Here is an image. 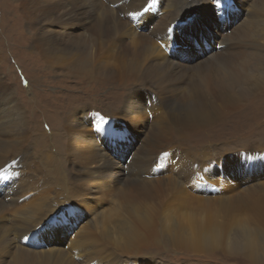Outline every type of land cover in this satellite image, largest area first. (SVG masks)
Masks as SVG:
<instances>
[{
    "label": "bare ground",
    "instance_id": "1",
    "mask_svg": "<svg viewBox=\"0 0 264 264\" xmlns=\"http://www.w3.org/2000/svg\"><path fill=\"white\" fill-rule=\"evenodd\" d=\"M15 2L21 21L32 33V48L49 69L69 72L67 78H94L103 86H128L131 91L118 116L115 112L110 118L103 117L89 104L63 114L65 134L60 143L69 167L65 169L57 151L53 163L35 153L29 111L0 67V193H15L9 201L0 196V239L10 235L0 248V264H169L158 262L155 256L146 257L158 241L147 212L134 221L127 211L121 212V203L109 212L98 205L119 176L128 183L133 174H144L143 167L149 170L141 158L129 165L128 142L134 147L144 140L140 148L145 146L146 152L156 154L146 158L158 161L167 147L162 142L174 130L201 129L260 96L264 91V0ZM220 8L222 15L216 11ZM83 18L86 24L81 26ZM227 36L240 38L238 50V42H228ZM127 38L130 40L124 44ZM178 38L186 42L191 60L183 58ZM219 42L220 47L227 42L226 52H216ZM172 52L178 54L177 60L169 55ZM3 57L0 52V63ZM194 59L200 60L191 62ZM180 107L164 122L161 109ZM148 120L151 124L146 128ZM121 124L118 137L107 135L108 129H118ZM103 130L108 139L101 137ZM127 165L136 170L127 171ZM241 175L243 172L228 178L229 185ZM131 180L128 191L139 183L137 178ZM59 192L64 194L60 201L50 199ZM239 196L236 203L245 210L244 219L188 218V223L174 226L173 246L204 255L220 250L229 257L242 254L254 264L260 259L264 262V184L244 187ZM8 205L13 206L12 212L21 205L29 210L23 218L14 212L18 223L11 218L12 224L7 226ZM110 212L118 216L112 226ZM88 218L93 220L86 224L87 230L82 226L79 230V251L69 256L62 253L61 245L69 234L67 221L73 229ZM26 219L34 220L30 228L23 227ZM22 239L35 240L42 249L25 246Z\"/></svg>",
    "mask_w": 264,
    "mask_h": 264
},
{
    "label": "rangeland",
    "instance_id": "2",
    "mask_svg": "<svg viewBox=\"0 0 264 264\" xmlns=\"http://www.w3.org/2000/svg\"><path fill=\"white\" fill-rule=\"evenodd\" d=\"M15 1L0 0V52L2 57L5 56L2 58L0 67L6 73L8 83L10 86L12 85L11 87L29 111L31 143L35 153L39 157L42 156L45 161L53 163L57 158V155H54L57 151L62 156V165L68 169L69 167H66L64 163L67 161V158L63 156L64 145L60 143L65 134L62 126L63 114L84 104H89V107H93L94 111L101 113L103 117L110 118V114L115 112L114 116H118L131 89L120 84L103 86L100 82L93 81L96 80L94 78H67L71 76L69 72H56L54 69H49L43 56L41 58L40 54L32 48V41H30L32 33L26 23L21 21ZM111 6L113 7V4ZM80 21L81 26L86 24L85 18ZM218 34L214 45L218 42ZM128 40L130 39L127 38L124 44ZM178 41L183 45V58L191 60L193 56L186 51V42L180 38ZM227 41H237L238 47L235 50L240 48L241 40L238 36H227ZM158 43L160 44V41ZM160 46L163 47L161 44ZM226 48L227 42L221 47L219 42L216 52L217 50L225 51ZM108 54L110 53L108 52ZM169 55L177 60L176 52ZM196 60L200 59H194L191 62ZM263 102L264 91L250 104L242 105L237 110L228 112L224 119L217 120L198 130H182L184 137L183 135L179 136L181 132L174 130L169 136V140L162 142L167 147L160 152L161 156L158 161L151 162L146 158L156 154L146 152L145 146L144 150L140 148L145 145L144 140L140 143L137 142L134 147H132L133 143L128 142L129 165L134 160L141 158L149 164V170L143 167L144 174L130 176L139 180V183L134 185V190L131 191L127 190L130 183L133 182L131 178L130 182L125 183L119 176L114 181L115 184L109 186L108 196L101 200L102 204L98 205V208L109 212L115 205L118 206L121 203V212L127 211L128 217L134 221H140L147 212L154 223L158 241L156 247L146 253V257L155 256L154 258L158 262L166 261L169 264H254L242 254L229 257L220 250L214 252L222 256H217L214 252V254H198L185 249V247L173 246L172 242L174 226L188 223V218L193 220L221 218L239 222L245 218V210L238 208L236 203V200L240 199L239 194L244 187L250 189L264 184ZM181 105L185 104L181 103ZM181 107L179 109H161L160 113L164 115V122L171 118L173 112L180 111ZM61 109L64 111L60 112ZM150 124L151 120H148L146 128H149ZM120 127L123 128L122 124L117 127L118 130L122 129ZM103 131L101 137L107 138L106 130ZM143 132H146L145 128ZM33 149L31 152L34 151ZM28 150L30 151V148ZM131 169L136 170L131 166L126 170L131 171ZM242 172V177L239 176L238 181L235 178V182L229 185L228 178ZM246 175L247 177H245ZM10 183L12 184V182ZM121 185L122 188H120ZM56 189L58 190L57 187ZM148 190H150L149 193H147ZM9 193L6 195L0 193V196L5 197L6 200L9 198L12 200L15 193ZM144 193L147 194L143 195ZM62 195L64 194L60 192L54 193L50 199L57 202L60 201ZM130 198L131 202H128L127 200ZM11 207L13 209V206L8 205L5 210L6 225L7 223L8 225L12 224L10 222L11 218L14 219V212L23 218L26 211L29 210L26 205H21L20 207L16 206L17 211L13 210L14 212H12ZM127 208L130 209L127 210ZM86 210V213L89 214L90 211ZM108 217L111 220V226L115 225L118 216L110 212ZM32 219L22 221L23 227L30 228L29 225H32L34 221ZM86 219L81 224H75L73 229L70 228L71 223L67 221L69 234L66 235L61 245L62 253L69 256L79 251V230L81 226L86 229L88 223L93 220V218ZM236 227L238 228V226ZM97 236L102 237L99 233ZM9 239L8 233L3 234L0 239V248H4ZM31 240L32 242L29 243L26 239H22V244L28 247L38 246L37 249H42L39 243ZM256 264H264V262L260 259Z\"/></svg>",
    "mask_w": 264,
    "mask_h": 264
},
{
    "label": "snow or ice",
    "instance_id": "3",
    "mask_svg": "<svg viewBox=\"0 0 264 264\" xmlns=\"http://www.w3.org/2000/svg\"><path fill=\"white\" fill-rule=\"evenodd\" d=\"M215 2H220V3H225L226 0H214ZM217 14L218 15H222L223 14V8L217 9ZM120 130L116 129V128H110L107 130V135H110L112 137H118L120 135Z\"/></svg>",
    "mask_w": 264,
    "mask_h": 264
}]
</instances>
